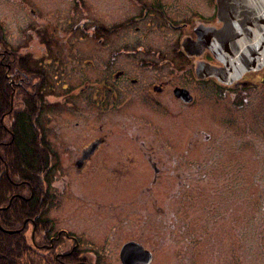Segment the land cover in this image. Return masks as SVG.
I'll return each instance as SVG.
<instances>
[{"label":"flooded vegetation","instance_id":"flooded-vegetation-1","mask_svg":"<svg viewBox=\"0 0 264 264\" xmlns=\"http://www.w3.org/2000/svg\"><path fill=\"white\" fill-rule=\"evenodd\" d=\"M127 1L132 3V0ZM237 1L225 0L224 17L239 15ZM34 2L37 5H31V14L40 18L37 10L40 4L38 0ZM78 2V11L82 14L77 18L75 29L69 31L57 23L55 28L49 24L36 25L29 31L31 39H40L42 45L23 43L22 38L12 48L4 40L0 27L3 46L0 63L5 78L10 81L13 100L19 99L22 103V109L14 111V124L18 126L16 139L22 138L19 124L23 116L28 115L31 137L34 135L28 145L35 150L34 163L66 164L73 180H93L100 195L114 196L108 204L101 203L100 208L122 210L139 201L135 197L130 203L117 202V195L138 196L141 198L138 203L147 205L143 195L151 193L148 183L138 193L133 187L122 189L117 184L127 180L143 183L148 178L155 185L161 179L179 178L182 165H189L195 159L190 150L192 141H187L190 149L181 155L185 139L181 140L179 130L184 108L191 110L185 113L187 119L183 122L203 121L204 116L206 119L208 116L201 109L195 110L200 100L193 87H214L221 96H238L244 87L254 85L251 78L264 68L246 72L232 83L205 76L208 66L225 67L209 48V43L215 42L213 32L225 26L219 16L218 0H196L194 6H178L176 3L183 0H174L166 7L163 0H135L142 17L132 22L128 16L119 24H115L113 13L116 1ZM20 4L24 5L22 1ZM123 10L129 12L128 5ZM117 33H135L141 37L137 43H127V38L121 43L110 42ZM53 34L58 36L56 42L49 37ZM87 36H92L96 43L86 45ZM157 36L164 38L157 40ZM174 36L178 38L172 42ZM171 44L173 48L169 47ZM165 67L172 72L166 75ZM182 89L188 93L180 91ZM227 122L233 125L234 119ZM237 123L235 130L239 134L236 137H242L241 123ZM220 132L212 131L207 140L219 137ZM226 138L227 134L224 141ZM54 142L62 148L61 154L53 155L50 148L52 151L46 150L40 155L38 147H53ZM237 142H240L239 148L245 147L242 140ZM140 164L147 165V169L137 168ZM47 174L43 177L35 173L31 181L18 183V186L28 187V197L21 193L15 195L30 201L29 218L14 233L32 227V259H47L51 264H105L106 256L116 259L114 237L77 236L67 229L54 230L53 220L48 217L54 201L51 203L50 197L43 195V192L51 193L52 172ZM40 175L42 178H38ZM70 188L71 193L66 190L76 199L93 203L87 199L90 189L78 193L76 187ZM129 243L149 252L153 261V253L133 238L120 245L119 258L123 247Z\"/></svg>","mask_w":264,"mask_h":264},{"label":"rangeland","instance_id":"rangeland-1","mask_svg":"<svg viewBox=\"0 0 264 264\" xmlns=\"http://www.w3.org/2000/svg\"><path fill=\"white\" fill-rule=\"evenodd\" d=\"M21 1L24 5L20 4ZM114 1L117 2L113 7L115 24L128 16L132 22L142 17L141 8L135 0L132 3L127 0ZM163 1L166 7L174 0ZM195 1L183 0V3L176 5L194 6ZM38 2L40 18H35L30 11L31 5H37L34 0H0V27L5 34L4 40L12 48L22 38L25 39L23 43L42 45L40 39H31L29 34L36 25L41 27L49 24L54 27L60 23L69 31L76 28L77 18L82 14L78 11V0ZM125 5H128L129 12L123 10ZM49 37L56 42L58 36L53 34ZM140 37L135 33H117L110 42L121 43L127 38V43H137ZM162 38L164 36H157L156 39ZM176 38L178 36H174L172 42ZM1 40L0 34V51L3 47ZM84 43L90 46L96 42L92 36H87ZM169 47L173 48L174 45ZM164 70L166 75L172 72L169 67ZM251 81L254 85L244 87L242 93L234 97L221 96L214 87H193L200 100L199 105L194 106L195 110L201 109L208 116L207 119L204 116L203 121L183 122L187 119L184 118L185 113L191 110L190 107L184 108L179 130L181 140L185 139L181 155L190 149L187 141H192L193 148L190 150L191 154H195V159L189 165H182L179 178L161 179L155 185L148 178L143 183L127 180L117 184L122 189L133 187L138 193L148 183L151 193L148 191L149 195H143L147 205L141 206L138 196L117 195V202L126 200L130 203L135 197L139 201L122 210L100 208L101 203L108 204L114 196L100 195L93 180H73V174L65 168L66 164H50L41 175L47 177V173L52 172L51 193L46 195L43 192V195L50 197V202L54 201L48 215L53 220L54 230L67 229L77 236L114 237L116 248L111 247L115 248L116 259L106 256L105 264H121L120 245L131 238L140 241L153 253L151 264H264V71L251 78ZM7 84L8 91H5L7 99H10V107L1 123L6 130L4 140L9 145L12 140L8 130L14 126V111L22 109V103L19 99L13 100L10 81L7 80ZM0 95L4 96L3 91H0ZM231 118L234 119L233 125L227 122ZM239 121L240 129L244 132L242 137H236L239 132L235 127ZM216 130H221L219 137L207 140V136L212 131L216 133ZM225 134L227 138L224 141ZM238 140H242L245 147L239 148ZM54 144V148L38 147L37 150L44 154L43 151L53 149V155L61 154L59 143ZM1 153L6 155V152ZM138 167L144 171L147 169V165L140 164ZM17 183L20 184V181ZM70 186L76 187L78 193L90 189L91 195L87 199L93 203L89 200V203H85L70 195L66 190L69 189L71 193ZM18 191L25 197L29 196L28 187L21 185ZM95 197L98 198L95 200ZM84 204H87L86 207ZM31 231L32 227L27 226L24 239L32 247ZM35 261L42 264L39 258H35Z\"/></svg>","mask_w":264,"mask_h":264},{"label":"trees","instance_id":"trees-1","mask_svg":"<svg viewBox=\"0 0 264 264\" xmlns=\"http://www.w3.org/2000/svg\"><path fill=\"white\" fill-rule=\"evenodd\" d=\"M4 73L5 70L0 63V91L1 93L3 91L4 94V96L0 95V209L6 208L3 211L0 210V223L2 225L0 226L3 229L5 226L15 227L11 231L17 232L23 227L24 221L29 218L30 214V201L15 197L19 192L18 189H20L17 182L27 183L31 181L33 174L44 173L49 164L33 162L35 150L31 149L28 143L33 141L32 137L34 135L31 137L32 128L28 115H24L19 124L21 125L22 138L20 137V140L17 141L18 126L13 123L14 126H12L11 130H8L13 143L11 142L8 145V141L4 140V137H6L4 131L6 130L1 121L3 115L7 114L8 107H10V99H7L6 94L8 84ZM1 152H6V155H2ZM39 153L37 152L38 155ZM38 178H42V176L40 175ZM24 232L23 230L9 234L0 229V264H40L36 263L35 259H32L31 246L25 241ZM41 260L42 264H51L47 259Z\"/></svg>","mask_w":264,"mask_h":264},{"label":"water","instance_id":"water-1","mask_svg":"<svg viewBox=\"0 0 264 264\" xmlns=\"http://www.w3.org/2000/svg\"><path fill=\"white\" fill-rule=\"evenodd\" d=\"M225 0H218L219 16L225 22L222 30L213 32L209 47L222 69L206 67L205 76L216 77L222 83H232L246 72L264 68V0H238L239 15L224 17ZM188 93L187 90H180ZM6 209V208H4ZM1 209V210H4ZM7 233L15 231L5 230ZM123 264H150L152 256L137 244H126L120 255Z\"/></svg>","mask_w":264,"mask_h":264}]
</instances>
